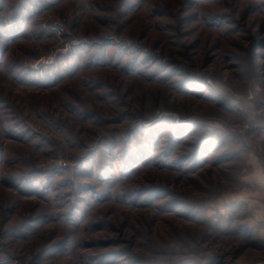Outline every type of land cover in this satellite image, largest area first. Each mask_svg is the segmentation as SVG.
<instances>
[{
  "label": "rangeland",
  "instance_id": "1",
  "mask_svg": "<svg viewBox=\"0 0 264 264\" xmlns=\"http://www.w3.org/2000/svg\"><path fill=\"white\" fill-rule=\"evenodd\" d=\"M0 264H264V0H0Z\"/></svg>",
  "mask_w": 264,
  "mask_h": 264
}]
</instances>
